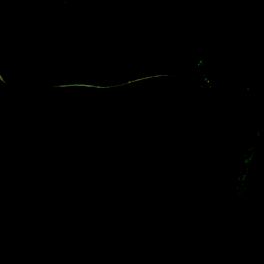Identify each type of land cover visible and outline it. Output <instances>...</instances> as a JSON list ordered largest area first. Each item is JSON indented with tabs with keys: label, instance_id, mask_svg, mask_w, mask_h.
I'll return each mask as SVG.
<instances>
[{
	"label": "water",
	"instance_id": "95a60500",
	"mask_svg": "<svg viewBox=\"0 0 264 264\" xmlns=\"http://www.w3.org/2000/svg\"><path fill=\"white\" fill-rule=\"evenodd\" d=\"M63 1L0 0V264H264L233 195L249 129L228 132L204 81L5 78L25 21Z\"/></svg>",
	"mask_w": 264,
	"mask_h": 264
},
{
	"label": "trees",
	"instance_id": "16d2710c",
	"mask_svg": "<svg viewBox=\"0 0 264 264\" xmlns=\"http://www.w3.org/2000/svg\"><path fill=\"white\" fill-rule=\"evenodd\" d=\"M21 1L30 12L59 0ZM159 75L204 81L228 132L249 129L233 195L264 244V86L253 90L264 83V0H64L25 21L4 71L22 83L101 87Z\"/></svg>",
	"mask_w": 264,
	"mask_h": 264
}]
</instances>
